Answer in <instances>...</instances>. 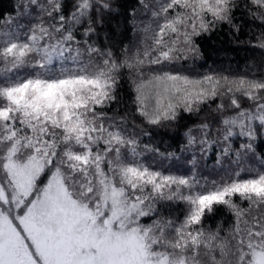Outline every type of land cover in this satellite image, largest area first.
<instances>
[{"label": "snow or ice", "instance_id": "snow-or-ice-1", "mask_svg": "<svg viewBox=\"0 0 264 264\" xmlns=\"http://www.w3.org/2000/svg\"><path fill=\"white\" fill-rule=\"evenodd\" d=\"M136 4L139 39L119 55L118 0H16L15 15H0V264H264V156L254 145L264 138V77L168 70L202 55L197 38L223 25L239 34L240 9L264 25V0ZM257 39L264 49V33ZM125 72L131 121L107 111ZM181 111L207 112L184 133L186 148L223 141L229 156L227 142L246 138L238 170L201 183L141 161L160 154L141 148L146 126L172 127ZM249 154L258 168L239 166ZM171 203L185 205L183 219L164 215ZM221 207L230 226L206 228Z\"/></svg>", "mask_w": 264, "mask_h": 264}, {"label": "trees", "instance_id": "trees-1", "mask_svg": "<svg viewBox=\"0 0 264 264\" xmlns=\"http://www.w3.org/2000/svg\"><path fill=\"white\" fill-rule=\"evenodd\" d=\"M16 0H0V15L11 13L15 15L14 7ZM118 11L121 13L116 17L120 22V27L116 29V34L113 37V51L119 55L120 49L123 46L134 45L135 32L132 30V9L137 7L136 0H118ZM237 23L242 25L239 34L234 33L227 25H223L221 29L213 33L211 37L205 36L197 38V43L200 45L202 55L196 58H189L187 62L181 63L186 65L187 70H191L193 74L200 77L204 75L228 76L229 78L247 77V78H262L264 77V49L258 46V37L264 33V25H261L259 20H252L243 9L236 12ZM113 21V26H115ZM119 104H114L111 109H108L109 116L127 115L129 121L133 119L132 113L134 108L132 105L133 90L132 85L127 77V72L124 73L120 85L117 89ZM247 107V103H244ZM213 107L215 105L213 104ZM207 112L202 111L199 115L182 112L180 118L174 123V126L168 128H145L151 132V135H141V148L148 145L150 148H158L157 154L152 151L144 152L140 157L141 161L149 164L157 169L160 167L154 163L169 165L178 157L182 158L196 154L202 157L199 164L204 163L205 168H210L215 164L217 154L220 152L217 145L220 142H214L210 146H204L202 152L194 150V146L186 148L187 140L184 133L189 127L200 123L206 117ZM135 121L139 124L140 118L135 117ZM257 126H258V122ZM139 131V129H137ZM210 140H216L215 128L209 137ZM246 142V138L234 136L227 143L230 144L232 151H236L242 143ZM225 142H223V145ZM199 145V144H197ZM255 151L257 155L264 156V138L258 136L254 141ZM169 154H174L171 158ZM251 155V154H250ZM204 160V161H203ZM251 160L258 165L259 161L251 155ZM170 167L165 170L171 171ZM185 213V205L182 203H171L164 209V215L176 219H182ZM232 216L224 208H218L216 213L209 216L205 221V227L215 229L218 224L223 222V227L227 229L232 223Z\"/></svg>", "mask_w": 264, "mask_h": 264}, {"label": "rangeland", "instance_id": "rangeland-1", "mask_svg": "<svg viewBox=\"0 0 264 264\" xmlns=\"http://www.w3.org/2000/svg\"><path fill=\"white\" fill-rule=\"evenodd\" d=\"M19 22V21H18ZM138 35L135 32V40H134V45L137 44L138 42ZM187 62V60H182L179 61L169 67L168 70L174 71V72H181L183 74L189 75L194 78H199L197 74H193L191 70H187L185 68L186 65H182L181 63ZM59 61H57L53 67L55 69H58L60 67ZM65 67L71 68L74 67L71 61H65L64 63ZM29 69H22L20 74L21 75H27L29 73ZM226 146V144L223 145V142H220L217 145V148H219V153L217 154V157L215 159V164L210 167V168H205L204 163H200L202 157L193 154L191 156H185V157H178L177 159L173 160L172 163L169 165L162 164V166L158 163H154L158 165L160 168L159 170L164 171L166 174L167 173H172V174H177V175H191L193 172L197 174L199 178H201V183L204 182L206 179L207 181L211 182L213 180L219 181L221 177H224L227 171H232V170H238V163H237V157L235 155V151H232V153L229 156H222V149ZM194 150H200L202 152L203 150L201 149L200 145H194ZM193 160L195 161V165L193 164ZM219 160V163H218ZM204 161V160H203ZM257 163L253 160H251V155L249 154L247 157H244L239 161V166H242L243 168H258L259 164L256 165ZM166 167H170L171 171L165 170ZM169 168V169H170ZM244 173H242V176ZM183 219V218H182Z\"/></svg>", "mask_w": 264, "mask_h": 264}]
</instances>
